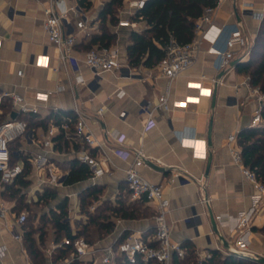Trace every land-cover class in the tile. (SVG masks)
<instances>
[{"label":"crops","instance_id":"obj_1","mask_svg":"<svg viewBox=\"0 0 264 264\" xmlns=\"http://www.w3.org/2000/svg\"><path fill=\"white\" fill-rule=\"evenodd\" d=\"M50 1L0 0V96L3 91H14L23 96L26 103L33 104V92L51 91L47 102L37 103L38 114L26 115L28 119L29 116L48 118L54 110H71L75 105L84 109L91 115L88 121L90 131L101 143L98 153L107 156L108 161L104 163L105 172L93 182L86 179L57 186L47 183L40 186L39 177H45V174L39 176L30 167L24 178L27 181L25 187L19 186L18 193L13 191L18 196L23 194L28 201L18 212L25 211L33 219V225L37 226L42 214L49 216L50 209L66 198L67 220L71 232H76L75 221H85V216L80 213L78 194L88 186L96 185L100 189L99 199L113 206L118 204L119 199L125 203L135 201L130 198L124 170L133 160L136 151L141 149L144 160L164 168L161 172L145 163L139 167V173L152 183H160L164 195L169 199L166 221L170 226L171 239L182 247L191 245L197 261L204 260L212 249L222 253L228 243L222 235L213 232L210 214L213 217L217 214H237L250 206L251 196L255 192L252 185L242 177L227 150L228 135H237L240 129L250 126L257 106L256 99L246 87H235L244 74L238 73L231 65L217 70L214 67L215 55L207 52V41H202L193 66L172 80L161 76L156 64L130 66L126 55L130 32L145 29L147 25L138 18L131 19L133 14H119L120 9L127 6L128 0H123L117 10L118 20L129 18L136 23L123 27L117 25V20L110 27L115 33V39L109 46L118 49L122 67L113 73L101 74L95 83H91L89 70L82 68L86 84H79L71 91L73 79L70 68L58 61L56 50L48 42L41 26L44 9ZM52 1L58 10L78 3V0ZM90 1L91 6L86 11L91 18V29L88 34L76 36L74 50L78 58H82L88 50L85 47L87 36L99 31L96 16L108 0ZM263 15L264 0H224L215 9L214 24L230 28L238 26L246 36L249 47ZM42 52L49 55L50 68L31 64L33 56ZM247 57L248 52L241 48L237 49L233 60L238 59L240 62ZM18 70H21V75L17 74ZM212 78H219L221 83L212 84ZM199 81L201 86L211 89L210 95L200 94L196 84L188 85V82ZM59 85L62 89L55 91ZM166 89L169 92V103L184 100L185 105L168 110L154 108L158 96ZM193 96L198 97V100L190 98ZM99 107H103V112L98 116L95 111ZM13 113L11 100L0 97V114H5L6 118ZM45 124L44 127L37 122L33 126L36 136L39 137L46 129ZM19 144L20 148H25L29 153L36 149L23 142ZM113 148L126 150L128 154L117 156L112 152ZM46 155L62 171L69 170L63 161L71 159L70 154L47 150ZM45 187L56 191V197L47 205L37 202L38 194ZM9 194L10 189L6 187L0 191V199L17 214L16 197H10ZM204 198L208 201L202 202ZM141 207L151 214L138 219L112 217L114 229L103 238L98 237L96 227L90 230V245L95 257L100 256L105 246L116 244L125 232L128 236L132 232H147V235L153 231L155 209L146 201L142 202ZM262 225L264 216L252 222L248 251L250 256H264V235L257 231ZM15 228L22 232L21 241L14 239L11 230L4 227L0 218V264H33L23 242L24 228ZM47 228L42 243L37 240L41 250L55 241L53 228L50 225Z\"/></svg>","mask_w":264,"mask_h":264},{"label":"built area","instance_id":"obj_2","mask_svg":"<svg viewBox=\"0 0 264 264\" xmlns=\"http://www.w3.org/2000/svg\"><path fill=\"white\" fill-rule=\"evenodd\" d=\"M147 0H128L127 6L120 9L119 14L132 15L136 10L141 9ZM224 0H213L212 5L205 6L200 16L194 21L193 37L190 41L180 43L174 38H170L162 47L164 55L156 63L159 74L168 80H172L178 75L188 71L197 59L202 41H207L209 46L207 52L215 55L214 67L217 70L230 67L237 49L244 48L248 52V42L238 26L226 27L214 24V12L217 6ZM72 17V20L70 19ZM140 19V17H138ZM91 18L87 11L78 3L61 10L56 9L55 3L51 0L44 9V17L41 26L46 34L48 42L55 48L57 59L61 64H67L72 74V85L70 90L79 84H86L82 68H86L91 73V83H95L105 72L113 73L122 67L119 51L116 47L100 46L86 50L82 58L75 54L74 45L77 34H88ZM136 21L129 18H121L117 25L123 27L133 26ZM74 30V31H73ZM1 39V38H0ZM47 53L35 54L31 64L36 67L50 68V60ZM56 69V68H54ZM21 75V70L17 71ZM219 78H212V84H219ZM201 85L199 82H188V85ZM244 86L249 94L257 101V106L253 111L250 125L257 126L264 123L261 111L264 106V91L258 86L250 84L249 76L244 75L242 80L235 84ZM59 85L55 91L61 90ZM199 93L210 95L211 89L203 86L196 88ZM51 91L38 90L33 92L35 103L28 104L23 96L14 91H3L0 97H8L11 100V110L16 115H8L0 122V191L8 185L14 184L23 171V162L20 157L26 156L31 169L39 177V185L51 184L57 186L63 184L68 171L61 170L54 163L50 162L46 151L58 153H68L71 158L77 159L86 165L89 171V180L94 179L105 172L104 163L108 157L98 153L101 147L100 141L92 134L88 126L91 115L84 109L75 105L71 110H54L47 118V127L38 136L36 129L29 125L23 118L26 115L38 114V102H47ZM169 92H164L158 96L154 108L168 110L171 107L185 105V101H173L169 103ZM191 99L198 100L193 96ZM91 97H89V100ZM103 107L96 109L95 114L101 115ZM150 114V112H149ZM63 138L58 145L57 136ZM68 143H64L63 140ZM16 142H23L35 147V151L29 153L25 148H14ZM196 142V141H195ZM227 150L232 162L238 166L242 177L248 181L254 193L251 196V204L245 210L237 214H217L214 216L218 234L222 235L228 243L223 254H249V243L252 234L251 225L255 218L264 216V183L261 182L255 172L244 165L241 157L240 147L237 144L236 134H229L227 137ZM112 152L117 156H125L128 151L113 148ZM144 154L141 149L133 155V160L125 168V182L132 200L144 198L154 209L153 231L143 236L140 232H132L122 241L105 246L100 256L94 255L92 246L82 237L75 236L70 239L63 237L60 241H51L44 248L45 262L43 264H69L73 257L86 259L91 264H116L118 261L135 263L138 259L143 262H153V264H174V257L184 258L185 248L178 242H174L170 235V226L166 221L169 212V199L164 195L160 183H152L146 180L139 173V167L145 164ZM15 159V161H13ZM202 199V202H207ZM94 207H90L93 211ZM0 218L5 228L11 230L14 239L21 241L22 232L16 230V226L21 227L27 218L25 211L13 213L4 201L0 199ZM72 234H75L73 232ZM71 245L73 248L70 256L61 263H54L51 257L56 247ZM199 259L198 262H201Z\"/></svg>","mask_w":264,"mask_h":264},{"label":"trees","instance_id":"obj_3","mask_svg":"<svg viewBox=\"0 0 264 264\" xmlns=\"http://www.w3.org/2000/svg\"><path fill=\"white\" fill-rule=\"evenodd\" d=\"M122 3L123 0H108L105 2L96 16L99 31L96 34L87 36L85 39V47L87 49L109 46L114 42L115 33L110 27L117 23V10ZM78 4L87 10L91 6V1L78 0ZM212 4L213 0H147L145 5L141 9L136 10L131 16V19L140 17V20L147 25V28L132 30L130 32V43L126 47L128 64L130 66L139 64L146 66L155 65L163 57L164 50L162 47L170 38H174L180 43L190 41L193 37L194 21L200 16L205 6ZM235 70L238 73L248 75L250 84L258 86L264 91V15L254 41L248 48L247 59L238 62L235 65ZM4 117L5 114H0V122L5 119ZM29 117L30 119L25 116L23 117L28 121L29 125L34 126L37 122H40L44 127L46 126L47 117L41 119H36L35 116ZM261 117L264 119V106L261 111ZM57 139L58 145L55 146L56 148L63 138L59 135ZM236 140L240 147L244 165L252 169L256 177L264 183V123L240 129L236 135ZM63 142L68 143L65 139ZM19 143L16 142L13 147H19ZM20 159L23 162V171L14 184L7 186L11 192L9 194L10 197L15 195L13 191H16V193L20 192L19 186L25 187L27 184L24 178L30 170V164L26 156L22 155ZM63 163L69 167L63 184L68 185L89 179L88 168L77 159L71 158L63 161ZM15 184L17 186L14 188ZM99 195L100 189L94 184L83 189L78 194L80 213L85 216V221H76L77 230L75 234H72L67 220L66 198L50 209L49 216L42 214L37 226H34L33 219L27 216L22 224L24 228L23 242L33 264H43L45 262L43 250L37 246V240L42 243L48 231L47 225L53 228L55 241H58L62 237L72 239L75 236H82L90 244L92 242L90 230L93 227L97 228L99 238H103L113 231L114 222L112 221V217L138 219L151 214L141 207L142 202L145 201L144 198L136 199L130 203H125L119 199L116 206L103 201L101 206L96 207L94 211H90L88 209L90 203L94 199H99ZM15 197V208L18 212L27 205L28 201L25 200L23 194L19 196L15 195ZM55 197L56 191L45 187L38 194L37 202L47 205ZM261 229H264V225ZM146 233L143 232V236ZM35 234H37V237H35ZM126 236L127 232L123 233L117 240V243L122 241ZM183 248H185L184 258L178 259L174 257V264H259L243 254H223L217 249L210 250V254L204 260L198 262L195 250L191 245H183ZM72 251L71 245L56 247L51 261L59 263L61 260L67 258ZM69 264H91V262L86 259L73 257ZM116 264H153V262H143L138 259L135 263L118 261Z\"/></svg>","mask_w":264,"mask_h":264},{"label":"water","instance_id":"obj_4","mask_svg":"<svg viewBox=\"0 0 264 264\" xmlns=\"http://www.w3.org/2000/svg\"><path fill=\"white\" fill-rule=\"evenodd\" d=\"M238 62H239L238 59L233 60V61L231 62V66L235 67V65H236ZM11 117H12V118L15 117V113H13V114L11 115ZM208 127H209V130H208L207 141H208V143H210V136H209V135H210L211 122L209 123V126H208ZM145 163H146V164H149V165H150L152 168H154L155 170H158V171H161V172L164 171V168H162V167H160V166H156L155 164H153L152 162H149L148 160H145ZM208 168H209V164H207L206 169L208 170ZM209 218H210V221H211L212 226H213V229H212L213 232L218 233V230H217V228H216V222H215V219H214L213 215L210 214ZM243 255H244V256H247L248 258H250L251 260L255 261L256 263L264 264V256H261V255L250 256V255H247V254H243Z\"/></svg>","mask_w":264,"mask_h":264},{"label":"rangeland","instance_id":"obj_5","mask_svg":"<svg viewBox=\"0 0 264 264\" xmlns=\"http://www.w3.org/2000/svg\"><path fill=\"white\" fill-rule=\"evenodd\" d=\"M102 205V201L99 199H94L91 203H90V205H89V207H91V206H93L94 207V209H93V211L95 210V208L96 207H98V206H101ZM89 207H88V209H89ZM148 213H150L149 211H148ZM83 219H81L80 221H82ZM75 223H76V221H75ZM263 226V225H262ZM261 226V227H262ZM261 227H259V228H257L258 230V232L260 233V234H262V235H264V229H261Z\"/></svg>","mask_w":264,"mask_h":264},{"label":"bare ground","instance_id":"obj_6","mask_svg":"<svg viewBox=\"0 0 264 264\" xmlns=\"http://www.w3.org/2000/svg\"><path fill=\"white\" fill-rule=\"evenodd\" d=\"M196 85H197V84H196ZM197 86H198V88L201 87V85H197ZM202 94H205V93H202Z\"/></svg>","mask_w":264,"mask_h":264}]
</instances>
